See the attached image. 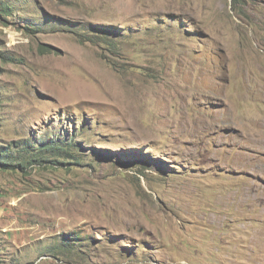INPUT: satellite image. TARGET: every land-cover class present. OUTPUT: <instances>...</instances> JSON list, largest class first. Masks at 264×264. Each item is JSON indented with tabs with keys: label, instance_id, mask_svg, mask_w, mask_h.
Segmentation results:
<instances>
[{
	"label": "rangeland",
	"instance_id": "rangeland-1",
	"mask_svg": "<svg viewBox=\"0 0 264 264\" xmlns=\"http://www.w3.org/2000/svg\"><path fill=\"white\" fill-rule=\"evenodd\" d=\"M3 1L0 264H264V0Z\"/></svg>",
	"mask_w": 264,
	"mask_h": 264
},
{
	"label": "trees",
	"instance_id": "trees-1",
	"mask_svg": "<svg viewBox=\"0 0 264 264\" xmlns=\"http://www.w3.org/2000/svg\"><path fill=\"white\" fill-rule=\"evenodd\" d=\"M0 13L6 16L12 15V11L6 1L0 0ZM122 30L110 26L102 25H86V28H80L77 31V40L80 44H103L110 48L111 52L118 51V47L114 45L113 40H117L122 36ZM42 53H51L49 46L42 45L40 47ZM71 148L63 149L56 144H48V142L37 141L29 144H18L15 147H1L0 148V171L3 172H26L31 167L40 166L48 162L44 159L47 152H57L69 154ZM77 151V148H76ZM79 239L60 240L59 246L62 249L66 245H76Z\"/></svg>",
	"mask_w": 264,
	"mask_h": 264
},
{
	"label": "crops",
	"instance_id": "crops-1",
	"mask_svg": "<svg viewBox=\"0 0 264 264\" xmlns=\"http://www.w3.org/2000/svg\"><path fill=\"white\" fill-rule=\"evenodd\" d=\"M5 208L4 207H0V237H3L4 240H5V238H10L11 239V235H12L11 232L13 231V229L11 228V225L14 224L13 222L6 220V218H3L4 215H7V213L9 212ZM2 220L7 222V223H5V224L2 223ZM1 248L2 247H0V252H2Z\"/></svg>",
	"mask_w": 264,
	"mask_h": 264
}]
</instances>
